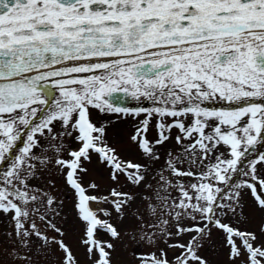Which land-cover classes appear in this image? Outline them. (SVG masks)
<instances>
[{"label": "snow or ice", "instance_id": "obj_1", "mask_svg": "<svg viewBox=\"0 0 264 264\" xmlns=\"http://www.w3.org/2000/svg\"><path fill=\"white\" fill-rule=\"evenodd\" d=\"M94 112L135 122L126 144ZM258 147L264 0H0V264H81L53 175L87 264H264Z\"/></svg>", "mask_w": 264, "mask_h": 264}, {"label": "rangeland", "instance_id": "obj_2", "mask_svg": "<svg viewBox=\"0 0 264 264\" xmlns=\"http://www.w3.org/2000/svg\"><path fill=\"white\" fill-rule=\"evenodd\" d=\"M57 95H58V93H57ZM94 118L98 122L107 123L109 120H111L113 122V123H110L108 126V136H109L110 142L113 139V137L118 134L121 142L126 144L128 135L134 130V127H135V122H133L130 118L126 119L125 121H117L116 116L114 114H112L110 116H105V115H102L98 112H94ZM141 119H142V117H141ZM153 135H154V133H153ZM173 135H175V133H173ZM168 147H171V145H168ZM261 148H264V147H258L257 151L259 152V150ZM220 151L226 152V149L224 147H221ZM160 153H161V160H160L159 164H157L155 166L157 168L161 164H163V161H164V149L163 148H160ZM125 158L126 159H133L136 162H143V161L139 160V157H137L131 153L128 154ZM211 162H214V161H206V163H211ZM0 167H3V165H0ZM89 167H90V171L92 172L93 176L102 172V169L97 168L95 163H93V165H91ZM258 168H259V166H258ZM259 170H260L261 174L264 175V168H260ZM51 178L56 184L55 194L58 195L64 201V210L63 211H64L65 216H64V220H61L58 223V226H62L64 228L69 229L70 234H69V237L67 238L68 242L70 244H72L73 251L76 253L81 264H87L85 257H84V254H83V250L77 249L76 244L74 242L75 241V235H73V233L77 232L78 225H77V222L75 221L73 214H72V193L67 189L62 178H60L56 175H53ZM32 183L33 184H40L41 186H43L44 184H46V178L42 177L41 180H39V181L33 180ZM124 191H136V190L132 189L130 187H126L124 189ZM174 195H175V193H174ZM251 204H252V202L249 199L248 200V207L245 210L249 219H248V223L246 225L245 224L239 225V227H241L242 230L246 229L249 231H256L257 225L260 223L262 214L260 212L254 211L251 207ZM93 207H95V205H93ZM57 219L60 220V218H57ZM9 221H10V216H5L4 214L0 213V237H2L3 233L11 230ZM49 235H51V233H49ZM213 240L215 241V245L218 248V246L220 244V239H219L218 234H216L215 232L213 233ZM131 247H132V245H129V248H131ZM141 251L147 252V251H149V249L148 248H144V249L137 248V253H139ZM57 255H59V254H57ZM172 255H173L172 253H169L170 257ZM201 255L207 256V258L209 259L211 264H225V262L227 260L226 249H219L218 248V250H216V251H213L212 249H206V250L201 252ZM120 256H121V259L123 260L124 264H136V262L133 261L131 258L130 251L129 252H121ZM52 259H55V257H52Z\"/></svg>", "mask_w": 264, "mask_h": 264}, {"label": "flooded vegetation", "instance_id": "obj_3", "mask_svg": "<svg viewBox=\"0 0 264 264\" xmlns=\"http://www.w3.org/2000/svg\"><path fill=\"white\" fill-rule=\"evenodd\" d=\"M133 99V98H132ZM133 106H137V108H138V106H140V107H151L152 105L150 104V102L149 101H147V100H144V99H141V100H139V101H137V100H135L134 99V103H133ZM209 107H228V105L227 104H212V105H208ZM129 109H134V108H129ZM260 151H264V148H261L260 150H259V152Z\"/></svg>", "mask_w": 264, "mask_h": 264}, {"label": "water", "instance_id": "obj_4", "mask_svg": "<svg viewBox=\"0 0 264 264\" xmlns=\"http://www.w3.org/2000/svg\"><path fill=\"white\" fill-rule=\"evenodd\" d=\"M122 95V94H121ZM131 102L129 96L123 97V99L120 102V106L127 107V105Z\"/></svg>", "mask_w": 264, "mask_h": 264}]
</instances>
